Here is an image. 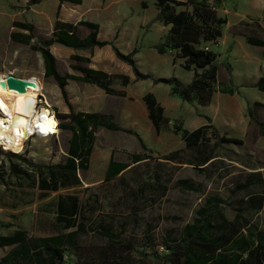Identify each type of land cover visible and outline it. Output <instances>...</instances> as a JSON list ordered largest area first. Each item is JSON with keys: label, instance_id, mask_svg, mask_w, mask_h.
Here are the masks:
<instances>
[{"label": "rangeland", "instance_id": "374dc122", "mask_svg": "<svg viewBox=\"0 0 264 264\" xmlns=\"http://www.w3.org/2000/svg\"><path fill=\"white\" fill-rule=\"evenodd\" d=\"M28 1L0 0V79L14 76L31 88V95L37 98L39 94L44 95L43 104L36 102L35 109L45 107L46 100L54 108L61 94L54 86L53 78L45 76L41 54L30 45L11 38V33L18 31L12 25L14 21L33 22L37 37H46L50 31L53 13L47 12L44 6L28 5ZM99 1L102 6L106 5V0ZM113 4H110L111 8L118 7ZM216 4L218 13L226 17L227 22L222 27L218 44L206 45L218 53L220 85L235 89L239 81H246V85L240 86L241 93L220 94L211 104L202 106L177 103L170 93L163 95L158 91L168 118L159 132L147 119L142 105L114 100L109 104L113 121L124 129L137 132L146 150L131 134L98 127L93 132L91 163L88 162L78 174L83 187L72 191L86 203L85 212L90 223L108 227L123 240L135 244L134 257L140 264H166L163 258L167 253L165 236L170 234L178 239L183 226L199 216L200 208L211 207L205 205L209 197L223 200L219 209L229 219L238 213L248 219L249 227L242 229L243 234L248 235L252 227L264 231V133L249 119L245 108L257 97L247 83L263 72L264 49L250 46L244 37L264 38V0H217ZM72 7L63 9L61 17L68 19L70 15L71 18ZM36 41L32 39L31 44ZM68 63L67 57H60L58 69L64 72ZM258 99L264 101V94ZM254 112L257 120L264 124V109L257 107ZM175 121L188 130L202 123L208 126L209 141L204 150L210 152L212 159L207 164L201 165L198 150L187 147L180 134L173 132ZM57 130L49 137L31 133L30 136H34L23 143L20 153L32 163L41 165L63 161L72 132L59 125ZM220 136L235 141L223 140L215 145ZM110 151L115 160L130 166L123 173L105 180V164ZM174 151L177 159H168ZM135 154L144 159L134 163ZM179 180H187L195 189L182 188L178 185ZM8 185L5 189L0 187V233H8L14 227L25 228L36 235L54 233L50 212L36 213L38 205L34 204L40 199L38 192L31 187L26 191L23 189L25 194H22L24 199L20 204L21 199H16V193L13 194V183ZM4 223L12 227L6 229ZM81 243L100 245L105 242L102 237L89 234L81 239ZM8 250V247L0 248V256ZM76 260L74 255L66 253L64 264H77Z\"/></svg>", "mask_w": 264, "mask_h": 264}, {"label": "trees", "instance_id": "16d2710c", "mask_svg": "<svg viewBox=\"0 0 264 264\" xmlns=\"http://www.w3.org/2000/svg\"><path fill=\"white\" fill-rule=\"evenodd\" d=\"M42 0H29L28 5H33ZM60 2L81 3L82 0H59ZM217 0H214V2ZM158 13L154 20L169 26L166 34L155 45L158 53L171 51L175 57L182 60L181 66L193 71L190 82L183 83L176 76L153 78L141 73L133 56L137 52L134 48L124 54L111 42L97 40L98 24L86 20H79L77 24L55 20L53 30L49 36L37 37L36 28L31 22L14 21L13 26L26 32H12L11 38L15 42L30 45L41 54L44 63V74L51 76L60 88L61 94L67 101L64 86L68 79L95 84L111 95L125 96L124 91H116L111 85L118 82L121 85L129 83V77L122 74H109L103 70L85 66L89 58L72 55L70 67L80 75L61 72L54 55L49 47L58 43L78 50H92L93 47H103L110 44L115 56L127 63L136 79H152L154 83L170 85V94L177 96L188 103L198 105L210 104L213 94L220 90L233 93L232 89L220 88L218 77L219 65L216 63L218 53L206 44L217 45L222 36V27L227 19L217 13L214 3L207 0H154ZM145 1L142 7H146ZM82 25L89 29L84 38L76 34L77 26ZM246 42L255 46L264 47V39L256 36H244ZM37 41L31 44L32 39ZM207 47V48H206ZM229 67V66H228ZM229 70V69H228ZM264 91V76H261L256 85ZM143 100L147 114L155 130L159 132L164 127L168 118L164 108L152 92H147ZM263 108L264 102L254 101L247 105V116L258 125L264 133V124L255 117V108ZM60 120L61 129L72 132L66 158L54 164H36L21 154L19 156L24 167L10 164L12 171H20L30 177L28 167H33L38 172V186L43 190H57L58 187H73L79 185V171L85 169L92 151L93 132L98 127L110 131H123L136 137L142 149L146 150L141 137L137 132L124 129L113 121L111 114L105 113H73L55 112ZM210 121V118L205 116ZM64 121H68L64 123ZM90 127V128H89ZM207 125L199 126L193 130L184 128L181 122L173 123V132L180 134L187 147L198 150L201 165L207 164L212 157L208 150H204L209 141ZM217 135V131L213 129ZM226 139L217 138L215 145ZM177 152L169 154L168 159H177ZM144 158L135 154L133 162L137 163ZM130 164L115 160L113 153L110 156L105 180L123 173ZM5 170L0 164V176ZM178 185L186 190L195 189L187 180H179ZM223 200L209 197L205 205L198 210L199 216L192 223L183 226L181 235L174 239L170 234L164 238L167 253L163 256L167 264H264V231L252 227L249 234H243L242 229L249 227L248 219L241 214H236L229 219L219 209ZM86 203H82L76 195L60 196L56 205L54 226L56 233L48 236L30 235L26 230L15 229L8 235H0V248L8 247L9 250L0 256V264H64L66 253L76 257L77 264H140L134 257L135 244L130 240H123L121 235L112 232L108 227L89 222L86 214ZM89 234H95L104 240V244L83 245L81 239Z\"/></svg>", "mask_w": 264, "mask_h": 264}, {"label": "crops", "instance_id": "0c3cea01", "mask_svg": "<svg viewBox=\"0 0 264 264\" xmlns=\"http://www.w3.org/2000/svg\"><path fill=\"white\" fill-rule=\"evenodd\" d=\"M143 1L146 2V7H142ZM112 2H114V4H118V7L111 8L112 5L110 4ZM207 2H209L210 4L214 3L217 10V2H214V0L211 2L207 0ZM104 4L106 5L102 6L101 1L99 0H82L81 3L78 4L66 1L60 2L59 0H42L41 2L33 5L37 7L44 6L47 8V12L50 11L51 13H53L54 19L47 36H49L51 31L53 30V25L56 19L73 24H77L79 20L94 22L98 24V32L96 36L97 40L111 42L115 45L116 48H118L120 52L124 54L129 53L134 48L137 49V52L135 53L133 58L138 70L141 73L148 74L153 78L170 77L174 75L183 83H188L191 81L193 77V71L184 69L181 66V59L176 58L174 53L171 51L158 53L155 49V45L158 44L161 38L166 34L169 26L162 24L160 21L151 22L158 13V9L154 4V0H106V3ZM71 6H73L71 10L74 12V14L71 15V18L70 15H68V19L61 17L62 10L67 8L70 9ZM63 15L66 16V13H64ZM31 23L36 28V25L33 22ZM146 25L148 27H146ZM14 32L26 31L18 29V31ZM88 33V28L82 25L77 26L76 34L79 38L86 37ZM249 45L255 48L264 49V47L262 46H255L251 44ZM49 49L54 55L57 65L60 57L68 58V67L66 70H64V73L67 72L70 74L80 75L79 72L73 70L70 67V64L72 63L70 57L72 55H79L89 58V63L84 64L89 68L103 70L109 74H122L129 77V83L126 85H121L117 81L112 83L111 85V87L116 91H124L125 96L111 95L106 93L103 88L95 84L68 79L66 85L64 86V89L70 107L67 105L61 94L60 88L54 81V86L60 91L61 94V96L56 99L57 103L53 106L55 112L67 114L72 111L73 113H105L112 115V112L109 109V104H112V102L116 99H118L119 102L121 99L124 104H126L127 100H129L131 103L134 102L133 104L142 105L144 113L149 120L146 105L143 100L144 95L147 92H152L156 96L160 104H165L163 102V99L159 97L158 91H160L163 95L166 93H170V85L164 83H154L152 79H136L131 67L115 56L110 44L104 45L103 47L95 46L92 48V50H78L58 43H54L50 45ZM261 76H264V65L263 72L251 78L250 82L247 83L255 90V95L257 96L252 101H249L250 103L254 101L264 102L258 99L259 96H262V94H264V91L259 90L255 86ZM237 85L238 87L235 89L230 86L224 87L220 85V87H223L226 90H234V92L231 93L233 96L238 92L241 93L240 86L246 85V81H239ZM220 94L227 95L230 93L217 90L213 94L210 104L213 102L215 97L218 98L217 95ZM173 97L174 101H177V103L183 102L189 104L188 102L181 100L177 96ZM244 104H246L245 100ZM245 108H247V106H245ZM64 123H66V121H64ZM204 124L205 123H202L199 126H202ZM118 125L121 127L120 124ZM111 154L112 152L110 151L109 157L105 164V171ZM11 163L19 167H24V163L21 161L19 156L13 155L9 151H3L0 149V164L3 165V168L5 170L4 175L0 176V187H3L5 189L6 186H9L8 184L12 182L14 189L13 194L16 193V199H21L20 204H23L24 198L22 194H25L23 189H25V191L28 190L29 187L35 189L40 197L39 201L34 204L38 205V209L36 211L37 215L44 214V211L50 212V214L53 216L54 226L56 205L58 204L59 197L68 194L77 196V194L73 193L72 191L75 189H81L83 187V181L79 178V185L73 187H58L57 190H43L38 186V172L33 169V167H28L27 165L25 166L31 173L30 177H27L20 171H12L10 168ZM89 163H91V154L89 156ZM15 203L16 202H13L12 205H15ZM3 226H6V229L12 227V225L8 223H4ZM15 229L26 230L22 227H14L9 230L8 233H0V235H8ZM26 231L30 235L34 236H48L55 234L57 230L54 233L47 235H36L31 234L28 230Z\"/></svg>", "mask_w": 264, "mask_h": 264}, {"label": "bare ground", "instance_id": "6f19581e", "mask_svg": "<svg viewBox=\"0 0 264 264\" xmlns=\"http://www.w3.org/2000/svg\"><path fill=\"white\" fill-rule=\"evenodd\" d=\"M24 84L25 90L21 92L0 86V142L6 149L17 152L31 133L49 137L59 130L56 117L48 108L35 109L37 97L31 95V88ZM15 116L19 117V124H14Z\"/></svg>", "mask_w": 264, "mask_h": 264}, {"label": "water", "instance_id": "95a60500", "mask_svg": "<svg viewBox=\"0 0 264 264\" xmlns=\"http://www.w3.org/2000/svg\"><path fill=\"white\" fill-rule=\"evenodd\" d=\"M0 86L1 87H7L9 89H14L16 91H24L25 90V84L24 82L18 80V78L14 76H8L5 79H0ZM19 117L15 116L14 118V124H19Z\"/></svg>", "mask_w": 264, "mask_h": 264}, {"label": "built area", "instance_id": "2783aa9c", "mask_svg": "<svg viewBox=\"0 0 264 264\" xmlns=\"http://www.w3.org/2000/svg\"><path fill=\"white\" fill-rule=\"evenodd\" d=\"M207 48V47H206ZM42 98H43V95H38V98H37V101L36 102H39V103H42L43 101H42ZM43 104V103H42ZM45 104H46V108H48L49 110H50V112L54 115V116H56V114H55V111H54V109L53 108H51V106L50 105H48V103L45 101ZM36 110H40V109H36ZM57 118V117H56ZM58 119V118H57ZM58 124H59V121H58ZM32 136H34V135H31V136H29V137H32ZM29 137H27V139L29 138ZM26 139V140H27ZM25 140V141H26ZM24 141V142H25ZM0 149L1 150H3V151H9V152H12V153H15V154H19L21 151H22V148H21V150L20 151H14V150H11V149H6L5 148V144L3 143V142H0Z\"/></svg>", "mask_w": 264, "mask_h": 264}]
</instances>
